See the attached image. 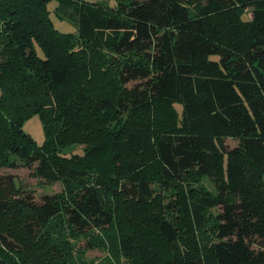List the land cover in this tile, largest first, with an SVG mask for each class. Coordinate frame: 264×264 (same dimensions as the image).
Instances as JSON below:
<instances>
[{
    "label": "trees",
    "instance_id": "trees-1",
    "mask_svg": "<svg viewBox=\"0 0 264 264\" xmlns=\"http://www.w3.org/2000/svg\"><path fill=\"white\" fill-rule=\"evenodd\" d=\"M115 2L0 0V264H264V0Z\"/></svg>",
    "mask_w": 264,
    "mask_h": 264
},
{
    "label": "rangeland",
    "instance_id": "rangeland-1",
    "mask_svg": "<svg viewBox=\"0 0 264 264\" xmlns=\"http://www.w3.org/2000/svg\"><path fill=\"white\" fill-rule=\"evenodd\" d=\"M91 3H97L101 1H106L110 5H115V0H87ZM54 2L51 3V8L54 9ZM56 5V4H55ZM250 16V15H249ZM53 21L55 22V26L61 32L71 33L76 31V27L74 24L60 20L56 17L54 12L51 15ZM24 130L30 134L37 144L42 145L46 140L45 131L43 123L40 120L38 115L30 118L24 125ZM226 145L229 149H233L238 145V141L233 139H228L226 141ZM84 146H72L63 151L62 154L65 155H73V154H82ZM3 173L12 175L26 191L32 192L34 197L39 200L42 195L45 194H56L62 191L63 187L60 183L48 184L45 180L36 178L32 175V170L28 168H18L12 169L7 168L4 169ZM206 184L209 188L213 189V185L206 181ZM76 246L75 251L77 254H83V257L88 262H99L105 258L107 252L102 248H92L89 245L88 237H81L79 239L73 240Z\"/></svg>",
    "mask_w": 264,
    "mask_h": 264
}]
</instances>
